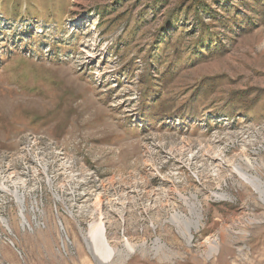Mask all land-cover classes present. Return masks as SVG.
I'll return each instance as SVG.
<instances>
[{
	"label": "rangeland",
	"instance_id": "1",
	"mask_svg": "<svg viewBox=\"0 0 264 264\" xmlns=\"http://www.w3.org/2000/svg\"><path fill=\"white\" fill-rule=\"evenodd\" d=\"M99 219L104 264H264V0H0V264Z\"/></svg>",
	"mask_w": 264,
	"mask_h": 264
},
{
	"label": "bare ground",
	"instance_id": "2",
	"mask_svg": "<svg viewBox=\"0 0 264 264\" xmlns=\"http://www.w3.org/2000/svg\"><path fill=\"white\" fill-rule=\"evenodd\" d=\"M240 175L246 179L248 176L246 174H243L240 172ZM250 183H252L253 185L254 182H258L259 181L257 179L253 178V181H250ZM257 188V186H255ZM15 195L17 197L18 200H21V196L18 195V192H15ZM96 207L98 209V211H100L101 206H102V201L100 198H97L96 200ZM91 244H90V249L95 257V259L97 260V262L99 264H104L109 262L113 257H115L116 255V250L113 249L106 240L105 237V227H104V223L102 222V219H99V221H95L91 227ZM127 248L129 251H132L133 248L132 246L127 243Z\"/></svg>",
	"mask_w": 264,
	"mask_h": 264
}]
</instances>
